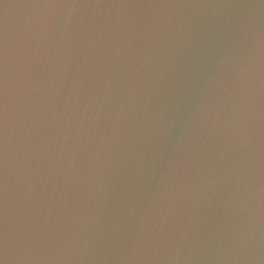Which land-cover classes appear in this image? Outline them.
<instances>
[{
    "label": "water",
    "instance_id": "water-1",
    "mask_svg": "<svg viewBox=\"0 0 264 264\" xmlns=\"http://www.w3.org/2000/svg\"><path fill=\"white\" fill-rule=\"evenodd\" d=\"M0 264H264V0H0Z\"/></svg>",
    "mask_w": 264,
    "mask_h": 264
}]
</instances>
